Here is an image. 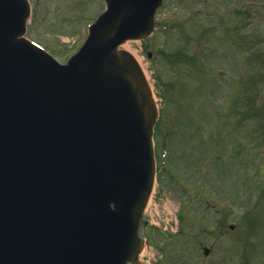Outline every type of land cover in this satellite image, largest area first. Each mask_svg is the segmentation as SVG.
Instances as JSON below:
<instances>
[{"label":"water","instance_id":"obj_1","mask_svg":"<svg viewBox=\"0 0 264 264\" xmlns=\"http://www.w3.org/2000/svg\"><path fill=\"white\" fill-rule=\"evenodd\" d=\"M106 1L61 66L22 38L26 0H0V264H141L157 113L119 46L162 0Z\"/></svg>","mask_w":264,"mask_h":264},{"label":"rangeland","instance_id":"obj_2","mask_svg":"<svg viewBox=\"0 0 264 264\" xmlns=\"http://www.w3.org/2000/svg\"><path fill=\"white\" fill-rule=\"evenodd\" d=\"M187 2L190 4H184L183 0H167L156 14L154 34L143 42L129 41L124 45V48L134 54L138 52V57L142 58L146 72L153 83L155 96L163 107L162 130L167 128L169 116L176 117L175 125L179 121L183 123L186 118L194 120L192 128V123H190V128L183 129V124L177 126L175 140L169 139L170 146L180 143L181 148L186 149V154L195 155L194 152L197 149L202 155L201 145L202 141L205 143L206 136V143L211 145L212 133L216 134L214 133L215 129L218 137H221L224 131L230 132L225 122H219L221 117L214 119L209 114H215L218 105H220L217 102H221L226 92L231 89L226 88V85L222 87L223 80L218 82L219 86H217L207 79L208 77L200 79L199 76L194 75L191 67H183L186 66L184 61L182 66L169 63L168 54L171 59H175L181 57V52L185 50L183 19L187 21L184 25L191 26L188 27L190 33L194 32V28H199L197 30L199 33L202 26L210 25V19L206 20L204 16L212 14L213 0H188ZM220 2L227 4L228 0H220ZM233 2L238 3V0ZM31 3L34 16L28 22L27 36L43 45L61 63H65L77 51L81 44L80 39L87 34L88 25L105 9L104 0H31ZM262 3L264 0H252L253 10L259 11ZM193 4H198L200 7L199 21L196 20V8ZM194 20L199 23L198 26L194 25ZM177 49L179 52L175 51ZM148 52H152L153 60L156 62L148 58ZM203 52H211V50L206 51L205 47L200 45L196 53L200 55ZM210 57L211 55L206 57L208 65L212 61ZM214 61L221 63V68L213 67L216 73L227 72L228 59L222 58L219 61ZM212 74L217 77V74ZM249 79L250 83L256 78ZM263 93L264 90L260 96L262 99H264ZM194 95L196 99H192ZM190 100L192 105L183 113V104ZM195 126L199 127V131L203 126L204 131L201 135H194L198 133ZM262 138L263 135L255 142ZM228 141H234L232 132H230ZM170 146L168 147L170 148ZM191 146L194 149L190 150ZM253 146L258 147V144ZM167 150L165 158H168L167 167L171 172L175 170V175L164 177V182H160L158 178L154 195L157 204L147 208L145 217L151 220L152 215L157 222L166 216L169 218L171 211L169 202L176 204L179 208L178 231L174 233L178 236L177 239L180 238L183 241V245L181 241L178 243V240L174 239L171 245H175L176 248L171 249L168 244L172 239L169 241L165 239L170 233L157 231L141 223L140 235L151 241L142 253L144 262L146 264H180L181 262L183 264H264V196L259 197L261 204L257 205L254 203L256 195L252 193L257 192L259 183L264 182V179H260L264 178V175L258 177L252 173L251 179L246 180L242 176V170L235 169L234 166L230 167V171L228 167H221L215 171V178L219 184L214 191L206 189L205 193L199 195L200 182H203L202 188H205L207 184L214 185L213 182H205L199 178V182H196L197 194L193 196L191 193L188 196L185 186L187 183L194 182V175H191L190 171L188 172L190 169L187 168L185 159L171 157L173 152L168 148ZM218 156L222 157L223 154L219 152ZM200 157L196 156L197 160ZM209 178L212 179V175H209ZM238 182L257 183H252L248 188L252 189L251 193H246L245 190L239 188ZM210 205H214L215 208H211ZM250 207L255 209L251 216L255 220L252 227L246 217L242 221L245 210ZM217 213L220 215L218 216ZM232 225L234 229H231ZM181 228H183V235L179 236ZM204 245L211 248L208 256L203 253ZM182 252L183 256H181Z\"/></svg>","mask_w":264,"mask_h":264},{"label":"bare ground","instance_id":"obj_3","mask_svg":"<svg viewBox=\"0 0 264 264\" xmlns=\"http://www.w3.org/2000/svg\"><path fill=\"white\" fill-rule=\"evenodd\" d=\"M136 59H137V58H136ZM137 61H138V59H137ZM138 62H139V61H138ZM139 68L142 69V68H141V65L139 66ZM130 135L133 136L134 134H130ZM134 136H135V135H134ZM91 182H92V181H91ZM106 225L108 226V224H103L102 227H105ZM107 226L104 228L106 231H107V229H111V228L114 227V225H112V224H109L108 228H107ZM114 229H115V228H114ZM110 239H112V236H111Z\"/></svg>","mask_w":264,"mask_h":264},{"label":"flooded vegetation","instance_id":"obj_4","mask_svg":"<svg viewBox=\"0 0 264 264\" xmlns=\"http://www.w3.org/2000/svg\"><path fill=\"white\" fill-rule=\"evenodd\" d=\"M262 4H264V3H262ZM251 7H252V4L249 6V8H248V10L250 11L251 10Z\"/></svg>","mask_w":264,"mask_h":264}]
</instances>
